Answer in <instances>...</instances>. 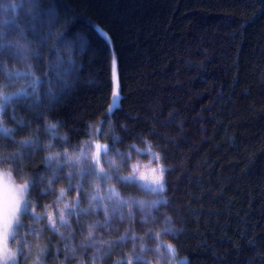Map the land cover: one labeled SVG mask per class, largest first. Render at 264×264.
Returning a JSON list of instances; mask_svg holds the SVG:
<instances>
[{"label": "trees", "instance_id": "trees-1", "mask_svg": "<svg viewBox=\"0 0 264 264\" xmlns=\"http://www.w3.org/2000/svg\"><path fill=\"white\" fill-rule=\"evenodd\" d=\"M26 1L29 22L0 30V85H24L0 102V115L16 111L38 126L29 112L33 74L39 90V69L46 73L67 46L62 38L77 34L87 55L77 57L75 89L41 109L63 122V147L82 151L108 123L101 156L151 151L164 169L160 212L179 231L163 238L182 264H264V0ZM112 60L119 99L107 115ZM113 183L121 197L153 194L115 176ZM131 227L147 231L137 219Z\"/></svg>", "mask_w": 264, "mask_h": 264}, {"label": "clouds", "instance_id": "clouds-1", "mask_svg": "<svg viewBox=\"0 0 264 264\" xmlns=\"http://www.w3.org/2000/svg\"><path fill=\"white\" fill-rule=\"evenodd\" d=\"M31 15L25 0H0V24L24 25ZM76 35L62 38L67 46L61 44L60 54L50 58L46 73L39 69V90L37 73L33 74L29 112L39 120L38 126L16 111L10 119L0 115V264H109L113 256L115 264L140 259L146 264H171L162 245L173 250L174 244L163 237L179 229L171 214L160 212L167 206L166 185L154 194L121 197L113 177L140 176L126 169V153L113 150L106 155L105 166L97 148L101 144L88 152L69 150L63 147L69 141L63 122L51 117L50 107L41 111L75 89L78 71L83 72L77 57L87 53L77 47ZM23 90L22 83L11 88L0 85V102ZM19 128L28 131L19 135ZM119 140L114 134L113 142ZM133 219L147 231L134 232ZM122 222L127 226L120 231ZM125 241L132 246L117 247V242ZM52 250L62 258L49 260Z\"/></svg>", "mask_w": 264, "mask_h": 264}, {"label": "rangeland", "instance_id": "rangeland-1", "mask_svg": "<svg viewBox=\"0 0 264 264\" xmlns=\"http://www.w3.org/2000/svg\"><path fill=\"white\" fill-rule=\"evenodd\" d=\"M30 3H32V2L25 0V5L27 8L31 7ZM10 23L15 25L16 22H8L5 24H0V30H8ZM7 36L9 37V35H7ZM118 99H119V90H118V83H117V78H116V68H115V63L112 60V99H111V104L109 106V110H112L114 107L117 106ZM98 128L99 127H97L95 129L94 136H91L90 141L87 143L86 148L84 147V149L82 151L88 152L89 150H95L97 144L103 145V147H101L99 150V154H100V160H101L102 164H105V166H106V155L101 156V153L105 152L106 136H108V123H104L101 126L100 132H99ZM98 132L100 133V138L97 140L94 137H97L96 135H98L97 134ZM142 154H144V157L142 156ZM145 161H147V163H144ZM134 162L138 165L137 173H139L140 171H143L146 174H148L150 169H156L157 175L161 174L160 169L162 168V166L160 165L156 154H154L151 151L135 152L131 157H130V155L126 154L123 158V163H124V165L128 171L132 170V164ZM129 182L136 184V186L138 188L143 189V190L147 191L148 193L151 192L154 194L156 192L161 191L160 185L152 183V181L150 179L140 180L137 176V178H135V179L131 178ZM152 189H156V190L152 191ZM162 250L168 253V258H169L171 264H182V262L175 257L173 250L169 251V249L167 248V245H162Z\"/></svg>", "mask_w": 264, "mask_h": 264}, {"label": "snow or ice", "instance_id": "snow-or-ice-1", "mask_svg": "<svg viewBox=\"0 0 264 264\" xmlns=\"http://www.w3.org/2000/svg\"><path fill=\"white\" fill-rule=\"evenodd\" d=\"M65 23H67V21H65ZM111 114H113L112 110H110V112L107 115H111ZM106 119H107V116L105 118V121H102L101 123L103 124L104 122H106ZM97 148H98V150H100L101 147L99 145H97ZM105 151H107V149H105ZM132 171L133 172H137L138 171V165L137 164H134L132 166ZM163 171H164V169L161 168L160 169V173H161L160 175H157V170L156 169H150L148 174H146L143 171H140L139 178L142 179V180L150 179L152 181V183L160 185V190L162 191L163 190V185H162V178H163L162 177V173H163ZM131 178L132 177H128V178H119V177H117V179H119L121 181H124V182H129ZM155 190L156 189H152V191H155ZM169 250L172 251L171 248ZM185 264H187V262H185Z\"/></svg>", "mask_w": 264, "mask_h": 264}]
</instances>
